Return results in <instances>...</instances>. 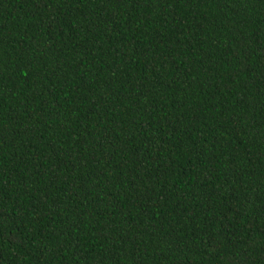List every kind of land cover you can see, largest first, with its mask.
I'll use <instances>...</instances> for the list:
<instances>
[{
	"label": "trees",
	"instance_id": "1",
	"mask_svg": "<svg viewBox=\"0 0 264 264\" xmlns=\"http://www.w3.org/2000/svg\"><path fill=\"white\" fill-rule=\"evenodd\" d=\"M0 264H264V0H0Z\"/></svg>",
	"mask_w": 264,
	"mask_h": 264
}]
</instances>
